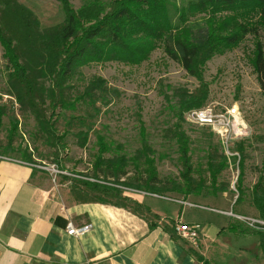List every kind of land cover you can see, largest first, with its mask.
Wrapping results in <instances>:
<instances>
[{
	"label": "trees",
	"instance_id": "trees-1",
	"mask_svg": "<svg viewBox=\"0 0 264 264\" xmlns=\"http://www.w3.org/2000/svg\"><path fill=\"white\" fill-rule=\"evenodd\" d=\"M56 1L62 7L63 21L42 27L37 14L20 0H0V45L8 69L5 94L15 98L23 114H33L40 129L48 132L47 135L57 144L61 137L54 127L55 117L59 109L74 106L71 80L80 67L105 62L138 65L163 44L167 56L199 83L194 90L177 87L171 94L165 93L177 118L174 127L166 130V136L178 145L183 182L158 180L154 167L155 152L144 129L142 147L137 156L148 165L146 175L128 178L126 167L130 157L104 158L108 147L101 138L100 154L93 165L92 175L64 176L72 183L70 194L76 202L129 210L144 219L151 230L160 226L173 240H182L174 220L161 221L127 190L165 197L169 189L184 194L185 201L203 189L205 180L197 181L192 175L191 138L182 123L188 111L203 106L208 100L209 85L204 79L206 63L215 54L237 46L249 33L258 37L252 63L264 92V0H188L185 5H179L177 0H88L79 8L74 7L72 0ZM111 92L114 93L106 80L97 77L88 83L78 99L87 97L96 102L103 94ZM6 113L5 105L0 103V135ZM17 126L15 123L14 129ZM209 134L214 133L210 131ZM77 137L84 147L89 132L80 130ZM2 146L5 151H12V139L3 145L0 137V148ZM236 148L240 153L241 170L236 189L238 202L244 195V143L239 142ZM210 149L207 165L214 185L218 175L228 167V161L223 153L219 154L218 147L211 145ZM59 156L56 151V158ZM27 161L33 163L31 155ZM138 162L134 161L136 167ZM228 188V183L214 187L222 192ZM249 197L258 217L264 220L262 179L252 187ZM259 236L264 250V231L259 232ZM189 252L203 264H210L195 249L190 248Z\"/></svg>",
	"mask_w": 264,
	"mask_h": 264
},
{
	"label": "rangeland",
	"instance_id": "rangeland-1",
	"mask_svg": "<svg viewBox=\"0 0 264 264\" xmlns=\"http://www.w3.org/2000/svg\"><path fill=\"white\" fill-rule=\"evenodd\" d=\"M20 1L37 14L42 27L56 25L64 19L62 7L56 0ZM87 1L72 0V3L79 8ZM177 3L185 5L188 0H177ZM257 39L249 33L237 46L215 54L206 63L204 79L209 85V96L206 103L198 107L224 111L237 106L251 129L252 135L240 141L245 146L242 198L236 202L237 181L241 172L238 159L228 157L220 139L215 134L210 136L209 128L188 122L186 115L182 125L191 138L192 175L197 181L205 180L203 189L185 200L194 206L175 201L184 199V194L178 191L168 189L165 197H156L127 190L130 195L144 196L169 221L177 220L183 212L184 220L199 223L202 232L196 243L185 241L187 248L198 251L210 264H264V250L259 236L262 230L253 229L237 218L256 217L257 210L250 201L249 193L260 179L264 181V92L252 63ZM7 75V62L0 45V103L7 109L0 137L3 145L12 139V151H5L2 146L0 158L27 160L31 155L33 162L56 164L70 173L67 176H91L100 154L99 141L103 138L108 147L104 158L126 155L131 159L126 167L127 177L144 176L148 165L137 156L142 147L144 129L155 152L154 167L158 180L183 182L178 145L166 136V130L174 127L177 118L165 93L171 94L177 87L194 90L199 83L167 56L163 44L138 65L105 62L80 67L71 80L74 106L67 110L59 109L55 117L54 127L61 137V142L57 144L47 135L48 132L40 129L39 121L33 114H23L15 98L5 94ZM97 77L105 79L115 94L105 93L96 102L87 97L78 99L88 83ZM15 123H18L16 129ZM80 130L89 132L84 147L78 142L77 133ZM238 143L230 145V150L239 152L236 148ZM211 145L218 147L219 154L223 153L228 161V167L218 175L214 185L207 165ZM56 151L60 153L59 159L56 158ZM136 160H139L138 167L134 163ZM220 183L229 184L226 192L214 189Z\"/></svg>",
	"mask_w": 264,
	"mask_h": 264
},
{
	"label": "crops",
	"instance_id": "crops-1",
	"mask_svg": "<svg viewBox=\"0 0 264 264\" xmlns=\"http://www.w3.org/2000/svg\"><path fill=\"white\" fill-rule=\"evenodd\" d=\"M39 166L0 158V264H203L185 240H173L160 226L151 230L129 210L76 202L68 178L54 183ZM131 196L167 220L144 196ZM182 215L173 220L188 222ZM69 221L92 229L69 235Z\"/></svg>",
	"mask_w": 264,
	"mask_h": 264
},
{
	"label": "built area",
	"instance_id": "built-area-1",
	"mask_svg": "<svg viewBox=\"0 0 264 264\" xmlns=\"http://www.w3.org/2000/svg\"><path fill=\"white\" fill-rule=\"evenodd\" d=\"M186 119L192 124L209 128L220 139L221 144L225 148L226 155L228 157H236L238 161H240V153L230 150V145L245 140L252 135V132L248 125L244 122L237 106H232L224 111L216 110L213 107L194 108L186 113ZM39 167L50 173L53 182H56L61 175L70 174L60 169V167L56 164L41 165ZM154 196L160 197L158 195ZM175 201L194 206V204L186 203L184 200ZM237 218L244 221L253 229L264 231V220L259 217L238 216ZM175 228L177 234L182 239L192 244L196 243L202 232V227L199 223L191 224L186 222H176ZM91 229L92 224L90 223L76 225L74 222L69 221L67 224V233L77 237L88 233Z\"/></svg>",
	"mask_w": 264,
	"mask_h": 264
}]
</instances>
